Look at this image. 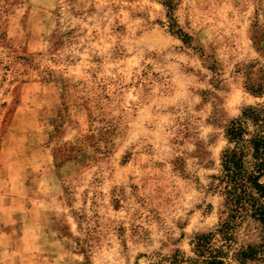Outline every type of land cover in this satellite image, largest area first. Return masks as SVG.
Listing matches in <instances>:
<instances>
[{
  "label": "rangeland",
  "instance_id": "obj_1",
  "mask_svg": "<svg viewBox=\"0 0 264 264\" xmlns=\"http://www.w3.org/2000/svg\"><path fill=\"white\" fill-rule=\"evenodd\" d=\"M263 101L264 0H0V264L191 256Z\"/></svg>",
  "mask_w": 264,
  "mask_h": 264
},
{
  "label": "trees",
  "instance_id": "obj_2",
  "mask_svg": "<svg viewBox=\"0 0 264 264\" xmlns=\"http://www.w3.org/2000/svg\"><path fill=\"white\" fill-rule=\"evenodd\" d=\"M165 6L172 9L170 2ZM262 93L261 87L250 90L255 98ZM225 142L218 173L211 177L221 198L218 223L193 236L191 256L176 251L152 264L264 262V101L240 110L225 129Z\"/></svg>",
  "mask_w": 264,
  "mask_h": 264
}]
</instances>
